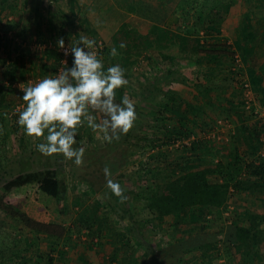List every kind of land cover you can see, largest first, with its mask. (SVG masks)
Masks as SVG:
<instances>
[{
  "label": "trees",
  "instance_id": "trees-1",
  "mask_svg": "<svg viewBox=\"0 0 264 264\" xmlns=\"http://www.w3.org/2000/svg\"><path fill=\"white\" fill-rule=\"evenodd\" d=\"M118 1L126 8L131 6L132 15L120 18L119 24L107 21L113 30L99 43L95 23L87 16L83 22H75L51 10L44 22L41 10L32 8L27 16L20 13L25 6L17 9L16 0H0V19L9 24L7 31L18 29L23 39L37 29L41 40H46V25L59 39L66 36V25H78L80 36L96 41L98 58L107 67L119 64L125 70L128 84L116 91L115 102L120 103L125 96L137 97L131 101L138 117L126 135L111 142L116 151L112 157L104 160L97 157V150L91 152V162L105 163L111 170L110 178L123 188L127 197L123 203L103 186L98 202L82 210H70L62 204L68 185L56 169L19 174L5 182L0 196V213L5 216L0 222V264L5 263L7 253L13 260L25 258L31 264H62L39 246L31 250L29 233L58 244L85 234L92 247L106 246L102 252L110 264H219L221 260L222 264H236L237 253L245 264H264L260 242L264 237V116L251 125L253 118L260 117L257 108L264 107V87L258 82L255 91L260 104L247 109L242 99L225 98L230 85L220 84L215 78L229 72L232 80L241 84L244 70L237 68V53L223 35V24L240 13L242 0H175L171 8L166 0ZM91 5L90 14L100 12L103 6L99 0ZM260 18H264V1L242 14L234 34L236 43L245 46L263 39L264 33L255 29ZM3 39L0 65L7 61L3 49L9 39ZM121 43L126 47L121 49ZM12 46L16 53L18 43L13 41ZM112 47L119 53L114 58L109 55ZM44 55L53 60L55 68L51 67L57 71L63 54L46 49ZM240 56L249 64V71L254 74L260 69L264 78V64L256 55L247 52ZM206 58L215 65L184 82L199 94L189 99L178 90L176 77L182 74L184 65ZM143 60L149 68L159 67L145 83L144 74L138 71ZM12 68L7 72L10 79L16 73ZM133 76L139 86L132 81ZM16 91L12 83L0 82V112L7 121L4 110L18 97ZM156 104L161 107L154 108ZM144 116L148 119L142 123ZM222 119L231 127L223 129L219 123ZM142 126L140 134L137 128ZM136 152L137 161H131ZM128 165L130 169L123 171ZM125 179L139 187H125ZM92 194H96L94 189ZM159 230L167 231L174 245L162 257L145 239L147 232ZM197 230L200 236L187 240ZM16 232L25 237L14 239Z\"/></svg>",
  "mask_w": 264,
  "mask_h": 264
},
{
  "label": "rangeland",
  "instance_id": "rangeland-1",
  "mask_svg": "<svg viewBox=\"0 0 264 264\" xmlns=\"http://www.w3.org/2000/svg\"><path fill=\"white\" fill-rule=\"evenodd\" d=\"M18 2V7L20 6H25V13L24 11L20 13L29 15V12L33 10L32 8H35L36 12H41L43 16L44 22L47 21V14L51 10L55 11L58 10L59 12H62L66 14L67 17H71L75 22H83V18L87 16L88 18L92 19L95 23V28L96 31L98 32V35L100 36V42H103L108 39L110 33L112 32V28L106 24L107 21H112L115 22L116 24L120 23V18L129 17L131 16V11L130 7H125V3L120 2L118 0H99V4L102 6V9L100 12L92 11L93 13H89V9L91 7V4H93L94 0H40V2L37 3L36 0H16ZM97 1V0H96ZM138 1V0H137ZM175 0H166V5L171 8L174 6ZM252 4V3H250ZM250 4L248 3V0H242V5L243 8L240 11L247 10L246 8L250 7ZM17 9L16 12L14 10V13L17 14ZM19 10V9H18ZM41 10V11H40ZM44 10V11H43ZM45 12V13H43ZM140 13V12H139ZM12 14V12H11ZM10 14V15H11ZM140 15V14H139ZM13 16V14L11 15ZM124 17V18H125ZM11 18V17H9ZM80 18H82L80 20ZM240 17H237V21ZM230 18H228V21H226V25L224 27V35L227 37L229 36V40L234 39L233 38V33L234 29L233 26L230 25ZM9 24H7L6 20L0 19V42H3L2 40L3 37L8 36L9 41L6 42V46L4 47L3 54L6 56V63L3 65H0V82H6V83H12L14 88L17 90L15 93L18 95L14 103L10 107H7L4 112L8 113V121L7 118L4 116L3 112H0V196L4 192V184L5 182L11 180L12 178L18 176L19 174H28L32 172H39V171H44L47 169H56L62 181H64L68 187L64 192V196L66 200H62L63 206H67L70 210H82L84 206L88 207L91 204H93L95 201L98 202L101 198V189L103 186H107V180L104 174V168H105V163L103 162H91V158L93 157L91 152L93 150H97L96 155L99 158H104L108 159L113 156L114 152L112 147V143H109L108 141L103 139V134L101 133H95L90 129L86 122L84 126L80 127L78 129V136L76 137L77 139V144L74 147H83L85 149L84 155H83V163L79 166L75 165V163H69L70 161L67 160L66 158L63 157L62 154H55L53 156H45L41 154L40 152L37 151V144L41 142H45L44 137L41 138H34V137H29L25 134L24 129L18 125L17 121L19 118V111H22L24 107H26L25 102L22 100L23 92L21 89L28 87L29 85H34L35 83L39 82L40 80L44 79L45 77L48 76H54L55 74L58 73V71L64 67L62 61H67V67L72 66V60L73 56L70 55L68 58L64 57L62 58V61L57 69V71H54L53 68V60L51 58H45L44 52L46 49H52L57 52H62L61 49L58 47V39L50 32L49 27L43 26L45 28V34H44V39L46 40H41L40 34L37 32V29H34V32L30 35H26L23 38L18 35V29H12L7 31V27ZM78 26V25H77ZM75 27L74 25H66L65 30H66V36H61L60 38L64 39L65 45L69 46L71 43L75 44L78 42L80 39V32H79V27ZM33 30V29H31ZM7 31V32H6ZM79 33V34H78ZM232 33V34H231ZM228 34V35H227ZM83 36V35H82ZM228 38V37H227ZM13 41H16L18 43L19 49L17 50L16 53H14L13 49ZM83 45H81L82 47ZM242 47V49H241ZM240 50L245 51V47L241 46ZM97 53V48L93 49ZM14 54V55H13ZM247 54V53H246ZM13 55V57H12ZM259 61V59H258ZM215 61H213V64ZM217 63V62H216ZM260 63V62H259ZM58 64V63H56ZM236 64L237 68H242L244 70V73L241 74L240 80L241 84L236 82V80H232V75L228 72L225 76L224 75H216V80L220 82V84L229 86V89L225 91V98H230L232 100H237L240 101V99L243 100V94H244V84L243 82H248L251 85V88L253 90L254 94V103L260 104L256 95L257 92L255 91V86H258V82L264 87V79L262 78V71L260 69H257L256 73H252L247 70L244 66L245 64L243 61H237L236 57ZM50 66V67H49ZM53 66V68L51 67ZM163 66V65H162ZM16 70V73L13 77L8 75V69ZM49 67L50 69H47ZM105 68H107V65H105ZM159 68V67H157ZM149 68L147 63L143 60L139 64L138 71L142 72L144 74L142 83H145L147 81L146 78H151L153 77L156 72V69ZM205 66L200 63H192V65H184L182 67V74L176 77V83L178 84V90L183 93L184 96L188 97L189 99H193L194 95L196 94V90H194L193 85L186 84L184 82L190 80H194L198 78L199 74L201 73H206ZM45 70H47L45 72ZM44 72V73H43ZM48 73V74H45ZM230 74V75H229ZM194 78V79H193ZM214 78V79H215ZM223 80V81H222ZM132 81H134L135 85L139 86V82L137 80L136 76H133ZM126 91H129L128 87H125ZM118 90V89H117ZM116 90V91H117ZM239 92V93H238ZM238 93V95H237ZM132 94L131 90L130 93ZM198 94V93H197ZM196 94V95H197ZM199 95V94H198ZM134 96V95H132ZM236 97V98H235ZM137 97H132L130 100L136 101ZM244 101V100H243ZM19 102H22L18 104ZM23 105V107L19 110L18 106ZM150 106V107H149ZM148 106V109H151V105ZM161 106L159 105H154V108L159 109ZM211 111H213L212 108H210ZM214 114L216 112L213 111ZM93 115H95L93 113ZM97 115V114H96ZM100 116L98 115V120L99 122ZM262 117L258 118H253L251 120V125H254V122H257L260 120ZM148 119L147 117H143L142 123ZM147 125V124H146ZM238 126V125H237ZM228 127H231L228 126ZM142 127L137 128L138 132L141 134L142 132ZM227 128L226 125L223 126V129ZM147 129V127L145 128ZM47 135V131H45V137ZM189 140L187 139L186 142ZM137 149V148H135ZM142 152V149H139ZM138 151V149H137ZM103 155V156H102ZM139 153L136 152L135 156L131 157V161H133L135 158L137 161ZM130 166H126V169L123 171H126ZM87 179L89 182H84L83 180ZM125 179L126 183L125 187H133L135 189L136 187H139L135 182L129 183V181ZM90 185H92L96 192V194H91L93 192V189L90 188ZM103 198V197H102ZM85 201V203H84ZM66 202V203H65ZM78 205H77V204ZM102 204V202H101ZM104 205V204H103ZM233 208V207H232ZM226 215H230V212H227ZM115 218V221L118 225L120 223L117 220L116 215H113V219ZM5 216L4 214L0 213V222L2 220L4 221ZM230 223L227 222V224ZM9 224V223H8ZM4 227V225H3ZM7 228V226H5ZM24 228V227H23ZM26 230V229H25ZM167 232V231H166ZM162 232L161 230L159 231H150L145 234V239L150 243V245L157 251V254L159 256H166L168 252H171V248H174L173 244H170L169 240L171 239L170 236L166 233ZM192 236L188 237L187 240H191V238H197L200 236L201 232L199 230L191 233ZM195 235V236H194ZM13 237V236H12ZM25 237V236H24ZM23 235L20 233L17 234V232L14 234V239L21 240L24 238ZM20 238V239H19ZM27 238L32 242L31 250H36V242L39 240L41 243H46L51 246V243L53 244L54 241L51 239L48 240V238H42L41 240L36 237V235H33L29 233L27 235ZM28 240V241H29ZM83 242H89L87 240V235L83 234L82 238L80 237H74L69 240L67 244L64 243H56L58 246H71L70 247L72 250L75 249L76 246H74L75 243L78 242L81 243ZM26 241V238H25ZM27 242V241H26ZM261 247L262 252L264 251V237L261 239ZM69 244V245H68ZM85 244V243H84ZM42 245V244H41ZM86 245V244H85ZM43 248H45L44 244L42 245ZM55 246V245H54ZM53 246V247H54ZM87 247H90L86 245ZM40 247V245H39ZM107 250L106 246H97L96 250L98 254L93 253V262L96 264H103L100 263L103 259V249ZM49 249V248H48ZM41 250V247H40ZM56 251V250H55ZM173 251V250H172ZM43 253H47L46 251L42 250ZM58 253V250L56 251ZM109 252V251H107ZM48 254L49 251H48ZM59 257L58 260L62 261V264H77L78 262L73 259L72 255H63L61 252L58 253ZM8 253L5 254L4 256V261L5 263L3 264H31L30 262L28 263L27 261L25 262V258H11V256L7 257ZM106 258V255L104 256ZM2 258V257H1ZM101 259L100 261H98ZM236 264H245L244 260L242 259L240 253L236 254ZM109 260V257L107 256L106 261ZM224 261L221 260L219 261V264H222ZM87 264V263H86ZM106 264H110L107 262ZM200 264V263H199Z\"/></svg>",
  "mask_w": 264,
  "mask_h": 264
},
{
  "label": "clouds",
  "instance_id": "clouds-1",
  "mask_svg": "<svg viewBox=\"0 0 264 264\" xmlns=\"http://www.w3.org/2000/svg\"><path fill=\"white\" fill-rule=\"evenodd\" d=\"M95 46L94 39L81 36L78 42L66 48L64 39L59 38L58 47L64 55L73 56L72 66L69 68L67 61H62L64 67L57 74L21 89L26 107L19 111L18 125L29 137H44L45 142L37 144L38 152L49 157L62 154L77 166L83 163L85 149L74 146L78 129L85 122L93 132L103 134V139L111 143L126 135L138 118L127 96L120 103L115 102L116 90L128 84L125 70L119 64L105 68L102 58L93 50ZM119 47L123 49L126 45L121 43ZM118 54L112 47L110 57ZM93 113L101 114L99 122ZM103 171L107 187L121 203L125 202L123 188L110 178V168L106 165Z\"/></svg>",
  "mask_w": 264,
  "mask_h": 264
},
{
  "label": "crops",
  "instance_id": "crops-1",
  "mask_svg": "<svg viewBox=\"0 0 264 264\" xmlns=\"http://www.w3.org/2000/svg\"><path fill=\"white\" fill-rule=\"evenodd\" d=\"M263 1L264 0H249V4L252 3V4H250L249 8H252V7L256 6V5H259ZM249 8H246L247 10L242 11V13H238V14L234 13V15L229 19L230 25L233 26V29H234L233 35L235 34L236 27L239 25V22H240L242 14L244 12L248 11ZM237 17H240L238 19V21L236 19ZM226 21H228V19ZM226 21L223 24V31H224V27L226 25L225 24ZM255 29L258 30V31H261V33H264V18H260L256 22ZM223 35H224V33H223ZM227 37L229 38V36H227ZM234 37H235V35L233 36V38ZM234 39L229 40V43L232 44L233 49L236 51V53H237L236 56H239L240 59H241L240 55L246 54L247 52H249V53L251 52L253 55L257 56V58L259 59L260 64H264V37H263V39L259 38V40L258 39H254V41H252V43L249 42L247 45L244 46L245 47V51L244 50H240L241 46L238 43H236V41ZM241 49H242V47H241ZM199 63L203 64L206 67L205 68L206 71H207V67L215 65V64H213V60H209L207 58L200 60ZM243 63L245 64L244 67L248 70L249 64L247 62H243ZM34 242H36V244L34 246L38 247L40 245L41 251L42 250L46 251L47 252L46 255H48V251H49V253H51V255L56 257V260H58V258L61 257L58 254L59 252H61L63 255L64 254L67 255V256L68 255L69 256L72 255L73 259H75L78 262L77 264H86V263L87 264H96L95 262H93L92 259H93V253L98 254V252L96 251L98 249L95 246L92 247V245L89 242H86L85 244L90 246V247H87L83 243H79L78 244V242H77V243L74 244V246H76L75 249L72 248V250H70L71 249L70 247H72V245L64 247L63 245L62 246H58V244L55 245L54 242H53V244L55 245L53 247L52 243H51V246H50L49 243L48 244L41 243L39 240L34 241ZM41 244L42 245L44 244L45 248H43V246ZM55 250L56 251L58 250V253ZM105 255L106 254H103V256H102L103 259H102V261L100 263L103 262V264H106L107 262H109L108 260L106 261L107 255H106V258L104 257ZM100 260L101 259H99L98 261H100Z\"/></svg>",
  "mask_w": 264,
  "mask_h": 264
},
{
  "label": "built area",
  "instance_id": "built-area-1",
  "mask_svg": "<svg viewBox=\"0 0 264 264\" xmlns=\"http://www.w3.org/2000/svg\"><path fill=\"white\" fill-rule=\"evenodd\" d=\"M101 43V42H100ZM65 47L67 48L68 46L65 45ZM62 54L64 57L68 58L71 54H69L68 56H65L64 55V51L61 50ZM237 57V61H241L240 57L239 56H236ZM244 94H243V100H244V105L247 109H251V107L253 105H256L255 100H254V94H253V90L251 88V85L248 83V82H244ZM23 107V105H19L18 106V109L20 110L21 108ZM256 113H258L260 115V117L264 116V107L260 110V108L258 107L257 110H256ZM221 127L223 128L224 125L226 126H230L231 124H229V121L228 120H220L219 121ZM213 136H215L216 134H212Z\"/></svg>",
  "mask_w": 264,
  "mask_h": 264
}]
</instances>
